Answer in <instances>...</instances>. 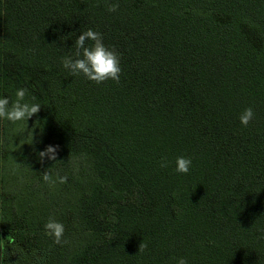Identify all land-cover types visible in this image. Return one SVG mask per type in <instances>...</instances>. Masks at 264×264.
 <instances>
[{
	"label": "trees",
	"instance_id": "1",
	"mask_svg": "<svg viewBox=\"0 0 264 264\" xmlns=\"http://www.w3.org/2000/svg\"><path fill=\"white\" fill-rule=\"evenodd\" d=\"M89 28L120 54L119 83L63 68ZM19 88L41 109L17 123L58 146L30 156L32 179L67 176L70 198L32 216L0 178V264H264V0H0V98Z\"/></svg>",
	"mask_w": 264,
	"mask_h": 264
},
{
	"label": "clouds",
	"instance_id": "2",
	"mask_svg": "<svg viewBox=\"0 0 264 264\" xmlns=\"http://www.w3.org/2000/svg\"><path fill=\"white\" fill-rule=\"evenodd\" d=\"M119 9V3H108L107 11L116 12ZM92 41L90 47H86V41ZM73 47L75 52L72 55L62 57L61 64L72 76L83 75L87 80L96 83L97 85L113 80L116 83L120 82L122 69L120 67V54L115 48H108L103 43V36L100 32L88 29L81 32L78 38L75 39ZM27 94L26 88H19L15 92V100L11 101L7 98H0V119L7 120L13 124L19 121H28L31 117L38 114L41 105L38 103H29L25 100ZM35 100V97H32ZM254 111L252 107L243 110L239 116V121L242 126L247 127L254 119ZM21 145L23 144L20 141ZM58 146L49 145L44 151L38 153L40 162L43 164L45 157L55 161L57 159ZM191 159L183 156L177 157L175 161V171L180 174H187L191 166ZM169 162L166 157H162L160 161L161 168H167ZM43 180L54 186L57 182L64 184L67 182V176H58L54 180L49 172L44 171L42 174ZM45 235L53 238L55 244L62 242L64 235V225L57 222L53 218L44 225ZM111 238V234H109ZM14 243V241H11ZM147 247L143 242L139 245V251H143ZM39 259V257H38ZM176 264H188L185 257L176 259Z\"/></svg>",
	"mask_w": 264,
	"mask_h": 264
},
{
	"label": "rangeland",
	"instance_id": "3",
	"mask_svg": "<svg viewBox=\"0 0 264 264\" xmlns=\"http://www.w3.org/2000/svg\"><path fill=\"white\" fill-rule=\"evenodd\" d=\"M41 151L39 139L25 133L24 122L15 124L7 138L0 130V178L4 179L7 189L17 195L15 205L25 214L54 217L70 194L69 189L60 183L49 186L45 181L32 179L30 156L39 161L38 153Z\"/></svg>",
	"mask_w": 264,
	"mask_h": 264
}]
</instances>
